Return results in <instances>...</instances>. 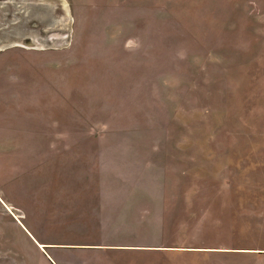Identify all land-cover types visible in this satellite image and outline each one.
<instances>
[{
    "label": "rangeland",
    "instance_id": "rangeland-1",
    "mask_svg": "<svg viewBox=\"0 0 264 264\" xmlns=\"http://www.w3.org/2000/svg\"><path fill=\"white\" fill-rule=\"evenodd\" d=\"M31 235L264 264V0H0V264Z\"/></svg>",
    "mask_w": 264,
    "mask_h": 264
},
{
    "label": "crops",
    "instance_id": "crops-1",
    "mask_svg": "<svg viewBox=\"0 0 264 264\" xmlns=\"http://www.w3.org/2000/svg\"><path fill=\"white\" fill-rule=\"evenodd\" d=\"M141 198L140 199L138 198V200H136L134 197L130 198L128 196H121V195L107 196L104 194H99L97 197H94L92 201L93 202L99 201V202L104 203V204H100L98 208H100L99 211H106V209L110 208L111 205L113 208L115 206L119 207V206H123V205H120V203H128L131 201H142L143 199ZM97 222H98V225L96 229H98L99 233H105V232H107L108 234L114 233L113 230H109L112 228L110 227V225L107 224V222L104 219L101 218L100 221L98 220ZM54 224H56L55 221L54 222L52 221V226ZM115 225L120 226L115 231H119L120 229H122L123 231L124 230L126 231V229L123 228V225H125V223L119 220L117 221L116 219L114 226ZM67 230L70 233H83L80 230H76V229H67ZM53 232H55V230ZM38 235H40V233ZM31 236L33 237V235ZM33 239L35 241V247L38 250L37 254H39L38 260L34 261V258L27 259L23 257L24 260L22 264H116L114 261H112L113 259L106 258V255L110 251H114L115 253H118V252L124 253L126 251H129V249L139 250V249L144 248L143 245L138 246V248H136L137 246H134L135 244H129L128 246H126L120 243H111V242H116V241L110 240L109 238H106V237H100L99 241L95 239L89 242L86 241V239H89V238H84L82 240L74 239L75 241L66 240L62 242H61L62 239L60 238H59L60 241L53 240L50 242L48 241L40 242L34 237ZM58 250H61L63 252L62 258L58 256V253L56 254ZM224 250L221 252H224ZM214 251H217V250H214ZM224 253H229V252L227 251ZM233 254L260 255V253L258 252L253 253L252 251H243V250L237 251V253H233ZM84 258L88 260L85 261ZM119 264H126V263H119ZM138 264H145V263L141 262Z\"/></svg>",
    "mask_w": 264,
    "mask_h": 264
}]
</instances>
